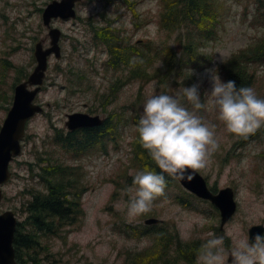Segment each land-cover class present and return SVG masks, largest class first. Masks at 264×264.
Returning a JSON list of instances; mask_svg holds the SVG:
<instances>
[{"label": "rangeland", "instance_id": "obj_1", "mask_svg": "<svg viewBox=\"0 0 264 264\" xmlns=\"http://www.w3.org/2000/svg\"><path fill=\"white\" fill-rule=\"evenodd\" d=\"M51 1L0 0V128L13 103L15 85L27 78L37 64L36 43L44 38V44H50L43 10ZM257 4V0H214L213 14L216 11L218 15L200 22L206 30L218 28L201 43L211 65L194 70L191 85H199L206 107L199 114L216 125L219 146L208 158L206 167L199 171L212 190L228 185L235 190L237 209L223 227L220 209L188 190L177 178L167 185L165 194L153 202L149 212L134 217L127 214L133 194L126 191L132 186L127 180L129 172L140 171V164L133 158L137 124H126L130 108H139L142 114L148 95H175L191 85L182 86L173 76L165 82L132 77L129 62L117 64L109 46L102 41L96 43L92 23L104 26L112 22L119 34L113 48L131 56L141 55L135 63L153 72L163 63L157 51L163 57H171L177 33L185 29L178 28L168 35L171 29L160 25L158 13L168 5L174 8L176 0L164 5L160 0H83L77 4L76 18L52 21L53 26L62 30V57L50 56L44 86L36 98L44 110L29 120L22 151L11 161L13 174L2 183L5 195L0 201V213L13 209L19 219L18 234L32 233L40 240L36 247L17 250L21 264H33L32 257L40 259L37 264H167L165 259L171 264H196V252L209 234L224 237L225 258L230 264L228 252L232 242L228 233L239 230L249 238L251 226L264 224V128L247 138L229 133L218 119V111L208 103L206 92L211 90L210 71L226 81L225 71L219 70V65L233 61L238 66L246 65L242 68L254 75L249 87L264 99V64L255 56L264 44V25L252 24V19L259 20L255 17ZM221 19L223 22L217 21ZM168 40L170 46L166 44ZM147 43H152L149 48L145 46ZM119 79L120 83L123 79L128 82L116 90L115 100L104 108L99 94L110 92L113 82L117 85ZM185 106L191 108L186 101ZM113 108L124 113L115 128L106 129L107 135H115L113 139L106 138L108 152L92 148L73 156V152L55 142L58 131H68V113L86 111L107 117ZM49 155L65 164L81 165V172L76 171L80 174L78 187L83 192L80 198L83 215L70 225L57 227L54 233L39 231L31 222L28 208L34 192L46 188L39 172L43 158ZM148 217L161 219L150 223L162 228L160 233L142 237L135 229L132 234L127 233L131 224L142 226ZM181 245L185 249H180Z\"/></svg>", "mask_w": 264, "mask_h": 264}, {"label": "trees", "instance_id": "obj_2", "mask_svg": "<svg viewBox=\"0 0 264 264\" xmlns=\"http://www.w3.org/2000/svg\"><path fill=\"white\" fill-rule=\"evenodd\" d=\"M160 1L162 5H164L171 0ZM257 1L258 12H256L255 17H258L259 20L252 19V24L254 25L255 22H258L261 25H264V0ZM131 4L130 6L132 7ZM213 10L214 0H176V6L174 8L168 5L165 11L161 10V13H158L160 25L171 29V31H168V35L177 31L178 28L185 29L177 33L175 38L176 44L172 46L173 53L171 57H163V55L157 51V55H160L163 58V63L160 65L161 68L156 67L153 72L148 70L149 67L138 66L135 63L137 59H141V55L131 56L126 53H122L118 47L115 49L113 48L119 40V34L114 29L116 27L113 26L112 22H109L108 25L104 26L92 23V30H95L94 39L96 43L102 41L107 44L110 51L113 53V56L116 58L117 64L123 65L124 60L129 62L132 77L137 78L140 76L146 78L148 81L162 79L161 82H165L166 78L173 76V80L175 82L178 81L177 83L185 86L191 85L194 82V70H203L211 65L210 60L207 59L208 57L203 52L204 45L201 46V43L204 44L205 39L211 38L215 30L217 32L218 26H212L209 31L204 29L200 22L204 18L218 15V12L216 11L213 14ZM213 18H215V16ZM217 21L223 22L222 19ZM189 24L194 27H190ZM189 33H191V36H189ZM151 44L152 43H147L145 46L149 48ZM166 44L170 46L172 43L168 40ZM253 48L250 50H253ZM144 52L145 53L143 55L146 56L147 50H144ZM237 56V59H240L241 55L239 53H237ZM255 56H258L261 64H264V44L262 49L256 52ZM205 61H207V63H204ZM245 66V64L241 65V63H239L238 66L233 61H225L223 64L221 63L219 65L218 69L222 70L223 73L225 71L226 81L234 80L236 81L238 87L250 86L253 83L254 75L242 68ZM127 82L123 79L120 83L119 79V84L116 85L115 82H113L110 92L99 94L104 108L108 102L115 100L114 96L116 94V90L121 89ZM134 104H137L136 101H134ZM125 106L127 107V105ZM138 109L139 108H130V111L132 112L128 115L129 120L128 122L126 121V124H137L141 115L140 109ZM123 113V110L113 108L109 111V114L102 125L77 130H68L66 132L58 131L54 136V140L67 150H70L71 153L73 152V156L87 153L92 148L107 152L106 138L111 137L113 139L115 135H107L108 132L106 129L109 127L115 128V126L118 125V121L122 119ZM254 135H256V133L253 134V136ZM54 158L52 155L43 158L44 163L41 165L39 174L44 180L46 188L34 192L33 199L28 204V208L31 211L30 218L32 220V224L37 226L39 231L47 233H54L57 227L61 225L64 227L66 224H72V222L77 219V216H82L84 213V209L81 207L80 201L83 192L81 187H78L80 185V174L76 171L77 169L81 172V165L72 166L65 164L62 161L60 162L57 157ZM133 158H135L136 163L140 164V171L146 166L156 170L157 172L160 171L155 163L148 157L147 152L140 146L138 135L134 141ZM166 179L168 181L167 185L172 184L173 178L167 177L166 175ZM127 180L132 183L131 176H129ZM117 182L119 183V181ZM129 227L131 232H129V230L127 233L132 234L135 229V233L139 237H142L145 234L154 235L156 234V231L158 233L162 231V228H158L157 224L150 223H146L142 226H135L134 224H131ZM122 230L127 231L128 229L122 228ZM19 231L20 230L18 229V232ZM39 241L40 240L37 236L32 233H19L16 235L15 239L16 250H19L20 252L21 248L27 246L36 247ZM182 247L185 249L183 245H181L180 249H182ZM137 252L139 251L137 250ZM30 259L33 264H37L40 261L37 257H32ZM129 261L130 260H128L127 263ZM165 261L167 264H171L170 260L165 259ZM23 262H25V260H23Z\"/></svg>", "mask_w": 264, "mask_h": 264}, {"label": "clouds", "instance_id": "obj_3", "mask_svg": "<svg viewBox=\"0 0 264 264\" xmlns=\"http://www.w3.org/2000/svg\"><path fill=\"white\" fill-rule=\"evenodd\" d=\"M210 81L208 103L218 111V119L229 133L247 138L264 128V99L252 87L223 81L215 71H210ZM185 101L191 108L185 106ZM202 109L206 107L198 84L183 87L175 95L154 93L145 98L136 126L138 141L160 171L146 166L129 172L132 186L126 191L133 193L127 205L129 217L151 210L153 202L165 194L166 175L191 179L192 174L206 167L219 145L216 125L199 114ZM228 236L232 242L230 264H264V235L257 233L249 239L234 230ZM224 244L223 236L209 234L196 252V264H229Z\"/></svg>", "mask_w": 264, "mask_h": 264}, {"label": "water", "instance_id": "obj_4", "mask_svg": "<svg viewBox=\"0 0 264 264\" xmlns=\"http://www.w3.org/2000/svg\"><path fill=\"white\" fill-rule=\"evenodd\" d=\"M79 0H52L43 10L44 23L49 27L50 45L44 46V39L36 43L35 54L37 64L29 77L15 87L13 104L0 128V201L4 197L2 183L10 179L12 170L10 162L14 156L22 150V138L26 134V126L30 117L43 110V105L35 101L36 95L44 82L49 55L54 52L56 57L62 55L60 38L62 30L52 25V19L61 17L64 19L77 16L75 8ZM29 85H34L29 87ZM105 118L100 114H91L86 111H74L68 113L66 125L74 130L81 127L100 125ZM184 187L201 198L213 202L221 212V226L230 219L237 209L235 191L232 186L221 187L218 191L210 188L206 177L197 170L192 178L179 179ZM161 219L148 217L147 223H156ZM17 217L15 211L8 209L0 213V264H20L15 256L13 246L15 231L17 229ZM264 231V224L251 226L250 239L257 233Z\"/></svg>", "mask_w": 264, "mask_h": 264}, {"label": "flooded vegetation", "instance_id": "obj_5", "mask_svg": "<svg viewBox=\"0 0 264 264\" xmlns=\"http://www.w3.org/2000/svg\"><path fill=\"white\" fill-rule=\"evenodd\" d=\"M16 216H17V215H16ZM18 225H19V224H18ZM18 227H19V226H18ZM18 227H17V229H16V231H15V238H14V241H13V243H14L13 246H14L15 251H16V248H15V239H16V235H18V229H19ZM249 239H250V238H249ZM15 258H16V260H18V258H17V251H16V256H15Z\"/></svg>", "mask_w": 264, "mask_h": 264}]
</instances>
